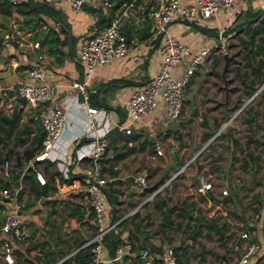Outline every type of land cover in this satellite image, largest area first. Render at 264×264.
<instances>
[{
  "label": "crops",
  "instance_id": "crops-1",
  "mask_svg": "<svg viewBox=\"0 0 264 264\" xmlns=\"http://www.w3.org/2000/svg\"><path fill=\"white\" fill-rule=\"evenodd\" d=\"M104 1L84 0L82 8L74 10L67 0H31L33 7L36 3L43 4L49 7V11H37L28 22L25 21L27 15L15 11L13 5L8 6L7 12L0 10V31L6 26L13 25L21 30L25 39V42L19 46L12 43L0 45V100H6L0 106V111L8 113L15 110L19 113L18 123H26L30 127L20 132L17 138H12L10 135L5 139L0 152L10 154L7 160L11 157L13 160L14 158L19 159L21 150L35 130L36 122L39 123L38 108L16 96L10 87L20 80L27 79L25 76L27 64L36 62L41 66L42 80L52 86L54 98L63 101L65 96L75 92L71 82L83 75V66L78 59L82 40L90 34L94 24L108 23L115 16L123 14L121 30L126 36L127 51L97 66L89 78L88 85L89 104L106 111L104 117L107 119L104 123L100 122L98 130L102 131L109 127L107 135L110 143L99 160L103 164L104 173L111 176L107 183L108 217L118 220L115 231L109 233L115 236L114 239L118 241L117 245L113 251L110 244L105 242L107 233L103 238V247L100 252L102 259L97 264H143L142 251L146 248L149 249L153 262L156 263L162 261L164 249L167 246L174 248V254L178 250L180 253L185 250L186 253L196 248L200 260L198 262L189 261V264H264V166L260 165L256 170L253 165L255 159L258 160L261 157L254 147L256 137L249 135L247 140L252 150H249L243 162L238 164V157L235 155V151L237 152L235 146L238 142L235 140L231 125H227L225 143L229 148L228 151H224L226 157L224 163L221 167L218 165L219 167H213L211 170L208 168V171H204L207 167L205 164L200 167L196 166L202 163L198 157L200 152L192 151L194 143L198 141L197 138L193 140V143H185L178 152L173 149V144L170 142L171 146H168L165 151L162 150L159 138H165L168 142L174 130L177 134L180 133L182 113L174 119L167 117L160 100L152 111L133 120L130 133H126L122 126H118L117 123L126 118L127 103L132 91L149 82L158 70L162 54L158 41L149 32L152 22L150 9L166 0H124L111 13H109V7L117 0H113L108 5H105ZM190 1L181 0L182 3ZM248 8H264V0H235L230 7L221 10L216 17L196 15L189 19L185 16H177L170 24L171 33L177 39L187 43L191 50L202 47L211 48L207 59L199 65L187 83L190 84V92L194 96H187L185 105L204 104L210 101L207 93L203 91L202 83L207 75L205 73L210 72L207 69L208 66L211 63L214 64L217 54L223 50L220 43L225 45L224 40L219 38V34L236 19L240 12ZM254 22H256L255 19L251 23ZM49 32L51 36L56 35V41L48 39ZM32 41H37L38 44L34 46ZM37 54L40 55L38 58ZM187 59L186 57L172 66L171 72L174 76L182 75ZM255 89L253 88L250 93L244 92V88L238 89L240 94L245 93L250 96L247 98L240 96L238 98L240 101L237 102L239 106L234 111V113H237L236 111L248 112L249 116L245 119L253 126L256 124L253 110L255 107L253 105L247 107V104L255 95H253ZM224 90L223 109H221L223 117L229 115L233 107H236L235 103L238 100L234 98L232 89L225 86ZM215 109V106L209 107L210 111H215ZM69 113V125L63 130L59 141L73 139L76 133H80V136L74 143L88 138L81 132L87 113L77 105H71ZM195 115L202 120L200 128H203V133L214 134L213 127L222 123L216 117L214 120L209 119L205 110L200 113L203 117L198 113ZM229 120L228 117L227 121ZM242 122L245 123L243 118ZM95 127L96 125L92 128ZM20 138L24 139L19 140ZM145 139L152 141L153 144L149 146L146 142L144 148L139 149V142ZM155 144L161 148L160 154L156 152ZM131 145L136 146L133 152L120 154ZM67 148L72 151V146L68 145ZM229 151L233 154L230 155ZM179 153L183 154L184 159L189 154L194 156L185 172L180 173L166 184L170 186L165 185L152 198L145 199L149 192L146 187L154 183L162 174L153 172L151 165L164 156L166 159L163 161V166L174 162L176 157L180 163L183 159ZM217 154H220L219 151ZM195 157L198 159L194 165ZM140 160L141 165L137 167ZM185 161L183 160L182 163ZM90 163L91 160L88 157L73 163L71 177L65 181L61 178L54 163L43 165L40 162L37 164L42 166L40 170L38 168L36 170L41 173L44 181H47L51 188L46 195L34 197L27 189V194L17 196L22 205V212L29 216L30 223L28 236L21 241L13 242L14 262L11 264H40L42 260H49L48 264H77L64 262V259L79 249L78 246L95 232L94 212L85 192L83 172L84 167ZM0 164L2 167L3 161ZM28 164L29 161L23 162L20 174L14 178L9 177V187L16 188L17 195L20 189L16 184L18 180L24 183L20 175ZM121 167L125 169L123 174H120ZM112 168L117 169L115 175L110 173ZM142 169H146L149 173L147 185H141L135 178ZM167 170L170 175L174 169L168 166ZM212 173H215V177L221 181L217 183V188L213 187L211 182L212 188L199 189L201 178L210 181L206 174L211 175ZM192 174L196 175L197 179L193 178ZM240 174L245 176V182L243 180L238 182ZM5 177L0 171V179H5ZM179 177L184 181L180 183L179 188H176L179 183L173 184L172 181ZM223 188L226 189L225 193H222ZM168 192L170 195L169 198L167 197V206L175 205L178 200L172 217L176 216L174 213H178L180 209L187 212L184 218L178 215L180 221H178L179 224L177 223L178 226L189 230L185 242L187 245L180 244L181 233L174 239L169 236L173 218L171 217L169 224L164 225L162 210L166 205L161 208L155 205L158 199L168 196ZM247 192L250 193L247 194ZM28 196L34 201L31 202ZM2 200L4 199L0 196V206ZM72 209H75L74 213ZM39 214H45L43 223L39 219ZM207 221L215 222L220 229L208 227ZM231 224H236L234 230L230 229ZM243 230L249 232V237L241 236ZM250 239L257 241L260 248L255 254L249 256L247 262L243 263L240 258ZM119 245L122 246L120 255L111 259ZM67 247H71L68 252ZM184 261L176 257L177 264H187ZM0 264L7 263L0 260ZM89 264H91V259Z\"/></svg>",
  "mask_w": 264,
  "mask_h": 264
},
{
  "label": "built area",
  "instance_id": "built-area-1",
  "mask_svg": "<svg viewBox=\"0 0 264 264\" xmlns=\"http://www.w3.org/2000/svg\"><path fill=\"white\" fill-rule=\"evenodd\" d=\"M20 0H11L17 2ZM70 7L74 10L82 8L84 0H67ZM235 0H191L189 3H182L181 0H166L156 7L150 9L152 22L149 26V32L158 41L159 49L162 54L158 70L153 78L135 88L129 96L126 118L118 122L126 133L132 131V122L139 116L152 111L160 100L163 104V111L167 117L177 118L183 109V97L186 92L187 83L190 77L205 61L210 53V47H202L197 50H191L190 46L182 40L177 39L170 31V24L177 16H185L189 19L196 15L202 17H216L218 13L230 7ZM110 2L104 1L105 5ZM123 14L115 16L108 23L94 24L91 32L86 36L79 48L78 59L83 66L82 77L71 82L75 92L63 98V101L56 100L53 96L52 86L42 80L43 70L36 63H28L25 67V76L27 79L14 83L11 90L14 94L22 98L27 104L37 107V118L43 130V136L40 146L33 155V159H48L54 163L60 176L65 181L71 177V167L73 163L85 157L91 160V163L84 167L85 192L88 196L90 205L94 212L95 232L78 247L91 244V264H97L101 261V250L103 247V238L107 233L115 231L118 220L108 217L107 210V183L111 176L103 171V164L99 160L107 147L110 139L107 135L108 128L99 131L100 122H105V109L90 105L89 98V78L95 68L108 62L112 57L123 55L127 51V42L124 32L121 30ZM220 35V34H219ZM25 39L22 32L13 25L6 26L0 31V45L12 43L16 46L22 45ZM37 41H32L36 46ZM225 46L220 43V46ZM40 55L37 54V58ZM188 58L186 66L181 76H174L171 68ZM255 91L253 95L256 93ZM77 105L81 110L87 113L85 124L82 127V134L87 136V140L74 143L80 136L76 133L73 139L68 141H59L63 130L69 125L70 113L69 107ZM100 115V116H98ZM224 122L219 130L226 125ZM96 125L95 128H92ZM100 129V128H99ZM73 141V143H72ZM72 146V151L67 146ZM156 152L161 153V148L155 144ZM191 158L180 164L177 169L164 178V181L156 188L148 192L145 199L152 198L167 183L182 173ZM33 164L29 160V164ZM33 167V166H32ZM7 160L3 161L1 171L4 176L7 175ZM148 171L142 169L135 178L141 185H147ZM34 176L38 182H44V178L39 171L34 169ZM212 188V183L201 178L199 189ZM226 189H222L225 193ZM0 196L2 204L0 206V260L11 264L14 262L13 242L25 239L29 234L30 218L22 212V205L17 198V189L9 186L0 187ZM241 236L249 237V232L241 231ZM260 248L257 241L250 239L245 246L240 261L247 262L249 256L255 254ZM122 246L119 245L111 259L120 255ZM143 264H177L174 254V248L167 246L164 249L162 261L154 263L148 248L143 249Z\"/></svg>",
  "mask_w": 264,
  "mask_h": 264
},
{
  "label": "rangeland",
  "instance_id": "rangeland-1",
  "mask_svg": "<svg viewBox=\"0 0 264 264\" xmlns=\"http://www.w3.org/2000/svg\"><path fill=\"white\" fill-rule=\"evenodd\" d=\"M242 19L243 18L241 16L240 18L237 19V21H240ZM227 28L223 29L219 35V38L224 40L225 46L223 47V50L217 54L218 56H216L217 59L214 62V64L209 63L210 65L208 66L207 69L210 72L205 73L207 75L205 76V81L202 83L203 91L207 93V96L210 101L204 104L203 103H199V104L192 103V104L185 105V98L187 96H192V97L194 96V94L190 92V88H189L190 84H187L186 92L183 97L184 102H183V109L181 111L182 114L180 115L182 119V122H181L182 127L180 129V133L177 134V132H175L174 130V132L171 134V138L168 139V142L165 140V138L164 139L159 138V141H160V145L163 151H165V149L167 150L168 146H171L169 144L170 142L173 144L172 145L173 149L177 150L178 152L185 143H189V142L193 143V140L197 138L198 141L194 143V148H192V151L197 150L195 152H198V151L200 152L198 157L202 163L196 164L198 158L196 159L195 157L196 160H194L193 164L194 165L196 164V166H202V164H205L207 167L206 169H204V171H208V168L211 170L213 167H219L218 165H220L221 167V165H223L224 158H226L224 156V151L225 152L228 151V148H229V146H227L225 143L226 142L225 140L227 138L225 134V131H226L225 129L227 125H231L232 132L235 134L234 136L235 140L238 142V144H236L237 148L235 146V143L234 142L232 143L233 147L235 146V150H237V152L235 151V155L238 157L237 159L238 164L242 163L243 159L245 158V155L248 154L249 150H252L251 148H249L250 145L247 140L249 135H252L253 138L256 137V142L254 143V147H255V150L258 151V154L261 155V157L258 159L259 161L256 158L255 163H253V165L255 166L256 170H258L260 165L264 166V85L258 89L255 95L251 98L249 104H247V107L250 105H253L255 107L253 108L254 114L256 117L255 126H253V124H250V122L248 123V121H246L245 117L249 116V113L246 111L245 112L236 111L237 113H235V115L232 118H230L229 121H227L229 115L233 113L239 106L237 102H239L240 100L238 98L240 96H244L246 98L247 96L248 97L250 96V95H246L245 93L240 94L239 93L240 91L238 90L239 88H244L245 86V83L242 81L245 75L244 74L241 75L240 73H242L243 71H249L247 67L243 66L244 59L243 57H241V54H242L244 47L242 46V43L240 41V36L241 35L247 36V34L244 31V27H240L235 30H226ZM225 54L231 55V58L229 59L228 65L223 70L224 62H225V57H224ZM250 76L251 75L249 74L247 78H250ZM260 83L261 81H255L254 82L255 88ZM225 86L232 89L231 92H233L232 94L234 95V98L238 100H236V103H235L237 104L235 105L236 107H233L234 109L230 111L229 115L227 116L224 115L223 117L221 109H223L222 101L224 99ZM229 98H231V96H229ZM0 101H1L0 106H2L3 103L6 102V100L4 99ZM252 101H254L253 104H250L252 103ZM210 106H215L216 107L215 111H212V110L210 111L209 110ZM193 109H196V113L194 111L193 114L191 115L190 112ZM203 109L206 111V115L208 116L209 119L214 120L216 117L218 118V121L220 122L222 121V123H220L217 127L215 126L213 127L214 128L213 133L217 131L224 122H227L224 128H222L220 132H218L215 136H212L210 140L208 138L211 135L208 136L206 139H203L205 138L203 137V128H200V124L202 120L199 119L195 115L198 113L199 116L203 117V115H200L201 112H204ZM242 118L243 120H245V123L242 122ZM240 138L242 141L240 140ZM180 141H182V144L179 143ZM217 151H219L220 154H217ZM229 152H230V155L233 154V152L231 151ZM180 155H182L183 160H187L193 154L191 155L189 154L188 156H186V159L183 158V154H180ZM13 161H14L13 157L7 160L8 168L12 165ZM40 166L42 165L39 164L36 166V168L40 170L41 168ZM124 172H125V169H122L120 174H123ZM206 176L207 177L209 176L208 179L210 180V182L213 183L214 185L213 187L215 188H217L216 186L217 183H221V181L215 177V173H212L211 175L206 174ZM239 177H240V180H238V182H241V180L245 182V179H246L245 176H242L240 174ZM182 181L184 180L179 177L173 180L172 183L173 184L179 183V185L176 187V188H179L180 183ZM16 185L19 186V189H20L19 194L21 195H25V193L27 194V187L25 186V183H22V181L18 180ZM249 193L250 192H247V194ZM28 198L31 202L34 201L29 196ZM44 216L45 214H39V219L41 220L42 223L44 222ZM172 218H173V221L170 226L171 230H169V236L174 239L176 236L179 235V233H181L180 244L187 245L185 244V242H186V238L188 236L187 233L189 232V230L177 225L178 221H180L178 216H173ZM235 228H236V224L230 225L231 230H234ZM70 248L71 247H69V249ZM197 252L198 250L196 248L189 250V252H186V253H185V250L184 252L182 250L183 254L180 253V251L178 250L175 253V255L177 258L181 259L182 261L185 260L184 262H187V264H189V261L198 262L200 260L199 254H197Z\"/></svg>",
  "mask_w": 264,
  "mask_h": 264
},
{
  "label": "trees",
  "instance_id": "trees-1",
  "mask_svg": "<svg viewBox=\"0 0 264 264\" xmlns=\"http://www.w3.org/2000/svg\"><path fill=\"white\" fill-rule=\"evenodd\" d=\"M108 2H113V0H108ZM33 3L31 0H20L17 2H11L9 0H0V10L7 12L8 6L13 5V8L15 11L27 15V19L25 20L28 22L31 20L32 16L37 13V11H43L48 12L49 7L45 6L43 4H34V7L32 5ZM242 16V20L237 21L238 18ZM256 20V22L251 23L253 20ZM240 27H244V31L247 34V36H240V41L242 43V46L244 47L241 57H243L244 62L243 66L247 67L249 71H243L240 73L241 75L244 74L245 77H243L242 81L245 83L244 90L246 93H250L254 87L255 81H263L264 80V8H258V9H252L248 8L247 10H244L243 12H240L236 19L229 25V27L226 30H235ZM48 35V39L52 41H56L57 37L56 35L51 36ZM47 39V38H45ZM43 42V41H41ZM238 71V69H237ZM251 75L250 78H247L248 75ZM196 113V110H195ZM19 113L15 110H12L8 113L0 111V147L3 146L5 143V139H7L10 135H12V138H17V135L20 132H23L27 128H30L29 125L26 123H18ZM211 132H204L203 136L207 137L210 136ZM43 136V130L41 128V125H39L38 122H36L35 130L31 137L28 139V141L25 143L23 149L21 150V154L19 159L14 158V162L12 166H10L7 169V175L5 179H0V186H9L10 178L16 177L18 174H20V168L23 162L31 161L33 164L32 166L27 165L24 168V171L20 175V179L24 181L26 184V187L28 189V192L32 193L34 197L40 196V195H46L51 188V186L47 183V181H44L43 183H38V181L34 178V169L36 168L38 163L50 164L51 162L44 158L42 160L33 159V155L36 152V150L40 146V141ZM24 138H20L19 140H23ZM87 140V138L85 139ZM81 141H84V139H81ZM22 142V141H20ZM148 142L149 146H151L152 141L145 139L144 141L139 142V149L144 148L145 143ZM136 146L131 145L124 152H121L120 154H124L125 152H133L134 148ZM179 157H181L179 155ZM10 158V154L8 152H0V163L2 161L7 160ZM165 156L159 159L157 162L153 163L151 165L153 172H160L162 173L164 169V163ZM141 165V160L136 165L139 167ZM200 167V166H198ZM1 164H0V171H1ZM110 173L112 175H115L117 169H110ZM185 172V170L183 171ZM149 174V173H148ZM169 170L166 172V176H168ZM68 180V179H65ZM191 183L193 181H190ZM170 186V184H168ZM168 185H166L168 187ZM169 192L168 196H164L155 203L156 206H159L160 208L167 204V197L169 198ZM19 197V193L17 195ZM176 198H178L176 196ZM176 201V200H175ZM178 201V200H177ZM176 201L175 205L167 206L162 210V215L165 219L164 225L166 226L171 222V217L173 214V209L176 208L178 202ZM77 206V205H76ZM74 206V208H76ZM177 211L178 213H175L176 216L186 217L187 212ZM75 212V209H72V213ZM179 224V223H178ZM208 227H215L217 229H220L213 221H207ZM115 236L111 234H107L105 238V242H108L110 244L111 249L114 251L116 245H117V239H114ZM69 247H67L66 251H70ZM91 244L85 245L77 249L75 252L71 253L69 256H67L64 259V262L68 263H80V264H89L91 259ZM26 259V258H25ZM23 260V258H22ZM30 263V260H29ZM49 260H42L40 264H48ZM33 264V263H30Z\"/></svg>",
  "mask_w": 264,
  "mask_h": 264
},
{
  "label": "water",
  "instance_id": "water-1",
  "mask_svg": "<svg viewBox=\"0 0 264 264\" xmlns=\"http://www.w3.org/2000/svg\"><path fill=\"white\" fill-rule=\"evenodd\" d=\"M124 0H117L115 1L114 3H112V5L109 7V13H111L112 10L116 9L117 7H119V5L123 2ZM225 57V62H224V68L223 70L226 68V66L228 65L229 63V59L231 58V55H227L225 54L224 55ZM264 85V80L256 87V89L254 90L257 91L259 88H261L262 86ZM253 92V93H254ZM190 114L192 115L193 114V111L190 112ZM235 113L233 112L229 118H231ZM190 119V118H189ZM219 130V129H218ZM217 130V131H218ZM217 131H215V133L213 135H211V137L209 138V140L212 138V136H215L217 133ZM179 134V133H178ZM181 143V141H180ZM180 163H179V159L178 157L175 158V161L174 162H169L167 163L165 166H164V169L162 171V174L160 175V177L152 184L148 185L146 187V189L148 191H151L152 189L156 188L157 186H159V184H161L163 181H164V178L166 176V172H167V168L168 166H171L173 169H177L179 167ZM193 178L197 179V176L196 175H191ZM197 216V215H196Z\"/></svg>",
  "mask_w": 264,
  "mask_h": 264
},
{
  "label": "bare ground",
  "instance_id": "bare-ground-1",
  "mask_svg": "<svg viewBox=\"0 0 264 264\" xmlns=\"http://www.w3.org/2000/svg\"><path fill=\"white\" fill-rule=\"evenodd\" d=\"M258 91V90H257Z\"/></svg>",
  "mask_w": 264,
  "mask_h": 264
}]
</instances>
